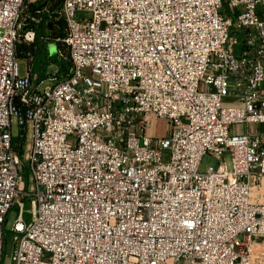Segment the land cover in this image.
Listing matches in <instances>:
<instances>
[{
  "label": "built area",
  "instance_id": "1",
  "mask_svg": "<svg viewBox=\"0 0 264 264\" xmlns=\"http://www.w3.org/2000/svg\"><path fill=\"white\" fill-rule=\"evenodd\" d=\"M26 1L0 0V264L14 209L10 264H255L264 0H62L72 72L48 87L30 54L20 74Z\"/></svg>",
  "mask_w": 264,
  "mask_h": 264
},
{
  "label": "rangeland",
  "instance_id": "2",
  "mask_svg": "<svg viewBox=\"0 0 264 264\" xmlns=\"http://www.w3.org/2000/svg\"><path fill=\"white\" fill-rule=\"evenodd\" d=\"M30 7H35L40 10L38 13L41 16H48L49 19H54L55 21H63L61 15L62 9V0H27L23 10V17L20 26V34L21 38H19V55H20V63L19 70L21 75H25L28 68L27 61L23 58L24 55L30 54L34 59V70L36 73V85L41 87H48L53 85L54 83L65 79L72 72V61L70 58V53L68 50V45L64 39H66V32L64 30V35L62 38L57 39H48L37 42L38 35L35 36L34 42L30 44L26 43L24 36L25 33L31 28L28 25V19L33 18L35 14H33L30 10ZM233 33V32H232ZM46 46V52L48 57L51 58V63L43 70L41 67V49L40 46ZM57 59V61H55ZM237 102H229L225 103V106H233ZM14 134H19V128L14 126ZM32 137H28L27 143L31 142ZM220 168V160L216 157L208 154L205 155L200 164V171L207 172L211 169L218 170ZM228 168L232 169V165L228 164ZM30 202L26 203V217H28V211L31 210ZM20 210L14 209L8 218L6 224L7 238L6 245L4 250V259L2 264H10L11 254L13 250V233L11 232L12 227L19 216ZM254 245H264V235H256L254 236Z\"/></svg>",
  "mask_w": 264,
  "mask_h": 264
},
{
  "label": "trees",
  "instance_id": "3",
  "mask_svg": "<svg viewBox=\"0 0 264 264\" xmlns=\"http://www.w3.org/2000/svg\"><path fill=\"white\" fill-rule=\"evenodd\" d=\"M35 16L33 18L28 19V25L31 28L37 29V42L40 43V41H43L42 37L45 35L46 31L48 30L50 32V39H57L62 38L64 35L65 30V24L64 21H55L54 19H49L48 16H41L38 13H40L38 8L30 7V10ZM41 49V67L43 70L51 63V58L48 57L46 52V46L43 44L40 46ZM19 51V46H18ZM57 61V59H55ZM35 71V70H34Z\"/></svg>",
  "mask_w": 264,
  "mask_h": 264
},
{
  "label": "crops",
  "instance_id": "4",
  "mask_svg": "<svg viewBox=\"0 0 264 264\" xmlns=\"http://www.w3.org/2000/svg\"><path fill=\"white\" fill-rule=\"evenodd\" d=\"M168 133V125L166 120L153 118L149 134L152 136L162 137ZM253 252L255 264H264V245H254Z\"/></svg>",
  "mask_w": 264,
  "mask_h": 264
}]
</instances>
